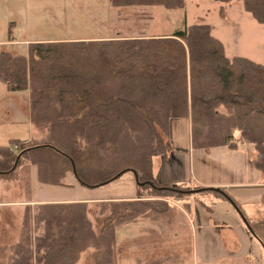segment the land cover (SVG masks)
<instances>
[{
    "label": "trees",
    "instance_id": "16d2710c",
    "mask_svg": "<svg viewBox=\"0 0 264 264\" xmlns=\"http://www.w3.org/2000/svg\"><path fill=\"white\" fill-rule=\"evenodd\" d=\"M212 1H240L264 24V0ZM109 2L168 9L185 4ZM0 81L9 91H28L31 121L45 130L39 139L10 140L14 149L0 146V175H13L28 162L41 183L62 185L70 172L80 185L95 187L131 172L137 190L163 191L169 186L155 181L152 161L171 148V121L180 119L190 121L194 148L250 145L252 166L264 175V64L227 56L207 23L170 35L30 42L26 54L0 53ZM149 203L138 191L136 199L99 201L98 230L86 201L39 203L34 236L22 233L7 264H76L88 248L94 264H115L118 225L163 219L172 210Z\"/></svg>",
    "mask_w": 264,
    "mask_h": 264
},
{
    "label": "rangeland",
    "instance_id": "374dc122",
    "mask_svg": "<svg viewBox=\"0 0 264 264\" xmlns=\"http://www.w3.org/2000/svg\"><path fill=\"white\" fill-rule=\"evenodd\" d=\"M185 10L160 5L114 7L109 0H0V53L26 54L28 42L45 39L161 35L184 28L187 17L188 24H211L228 56H245L264 64V24L244 11L240 1L186 0ZM27 102V90L9 91L0 81V146L14 149L11 138L45 135L44 129L30 126ZM174 125L171 148L153 161L155 181L169 186L163 191L149 186L137 190L131 172L95 187L80 185L70 172L62 185L44 184L37 180L35 166L25 162L13 175H0V193L28 200L85 197L95 230L103 225L97 214L99 198L133 196L137 190L153 209L162 211L170 205L165 218L144 219L155 227L145 232L148 236H128L143 220L115 228V264H264V175L252 166L255 152L248 144H239L235 150L194 148L186 142L185 131ZM37 204L26 206L24 215L28 212L29 218L24 221L23 216L17 241L22 233L34 236ZM12 254V249L10 255L4 251L0 264H7ZM92 255L93 249H86L78 264H94Z\"/></svg>",
    "mask_w": 264,
    "mask_h": 264
},
{
    "label": "crops",
    "instance_id": "0c3cea01",
    "mask_svg": "<svg viewBox=\"0 0 264 264\" xmlns=\"http://www.w3.org/2000/svg\"><path fill=\"white\" fill-rule=\"evenodd\" d=\"M215 2H218V1H215ZM185 9H186V0H185L184 8H182L181 10H183V12L185 13L186 12ZM183 22L186 25H190L187 22V17H186V21L184 20ZM207 24H209V23H207ZM209 25H211V24H209ZM211 27H212V34L216 38H218L214 34V28L212 25H211ZM173 32H168L166 34H161V35H170ZM146 36H160V35H146ZM110 37L111 36L103 37V38L102 37H94V38L82 37V38H70V39H51V40L45 39L43 41L96 40V39H105V38H110ZM121 37H123V36H121ZM28 43H30V42H28ZM27 95H28V91H27ZM27 103H28L27 107L29 109V115H30L29 95H28V102ZM181 121H183V123H181ZM172 122H174V123H171V128L173 127V124H176V126L174 125V127H176V129H178V130L182 129V131H185V133H184L185 134V140H186V142L191 144L189 119L185 120V121L182 119L173 120ZM30 124H31L30 126H32L33 123H30ZM34 127L37 128V126L33 124V128ZM30 128H32V127H30ZM171 128H170V132H171ZM12 139H18V138H11L10 140H12ZM29 140H31V139L21 140V141L26 142ZM1 146H3V145H1ZM4 146H6V145H4ZM220 147H224V146H220ZM155 158H156V156L153 158V161ZM153 161H152V173L154 176V171H153L154 163H153ZM160 183L164 184V182H160ZM70 188L74 189L75 187L73 186ZM11 194L14 195L13 193H0V253H1L0 255H2V253H4V251L10 255V247H11L13 242L17 241V238L19 237L18 235H19L21 227H22V221H23V216H24V211H25L26 206L34 205L37 203H46V202H67V201H84V200L87 201L88 200L85 197H79V196L78 197H71V198H45V199H33L32 198V199L28 200L25 198H20L19 196H17V197L12 196ZM136 195H137V190H135L133 196L131 195V196H122V197L99 198V199H101L99 201H103V200H130V199H134V197H136ZM178 210H180V209H178ZM144 219L145 218L136 219V220H143V223H142L141 227L139 226V229L138 228L135 229L136 231H133L130 235H128L130 238H135L138 235V233L143 236L145 234V232L150 231L149 229L154 230L155 227H152L153 226V225H151L152 223H150L149 221L145 222ZM157 221H159V220H157ZM148 233L145 235L148 236ZM146 239H148V238H146ZM6 258L7 259H5V261L8 260L9 257H6ZM80 259H81V257L79 258V260L76 264L79 263ZM178 263H180V262H178ZM122 264H124V262ZM125 264H127V262ZM129 264H134V263L131 261ZM156 264H164V263L157 261Z\"/></svg>",
    "mask_w": 264,
    "mask_h": 264
},
{
    "label": "water",
    "instance_id": "95a60500",
    "mask_svg": "<svg viewBox=\"0 0 264 264\" xmlns=\"http://www.w3.org/2000/svg\"><path fill=\"white\" fill-rule=\"evenodd\" d=\"M120 173H118V175H119ZM139 184H142V183H140V182H138ZM213 190H215V191H218V192H223L221 189H219V188H212ZM197 190H201V189H197ZM240 212V211H239ZM240 216L242 217V219H243V221H244V223H245V225L248 227V229L250 230V231H252L251 230V228H250V226H249V224H248V222L246 221V219L244 218V216L241 214V212H240ZM263 249H264V247H263Z\"/></svg>",
    "mask_w": 264,
    "mask_h": 264
}]
</instances>
